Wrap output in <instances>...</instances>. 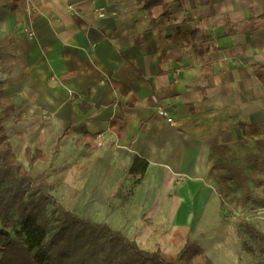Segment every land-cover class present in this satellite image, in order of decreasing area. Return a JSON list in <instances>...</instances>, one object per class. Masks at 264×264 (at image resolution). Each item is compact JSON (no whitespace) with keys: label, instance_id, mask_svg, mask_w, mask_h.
<instances>
[{"label":"crops","instance_id":"obj_1","mask_svg":"<svg viewBox=\"0 0 264 264\" xmlns=\"http://www.w3.org/2000/svg\"><path fill=\"white\" fill-rule=\"evenodd\" d=\"M152 1L0 0L12 146L38 176L67 156L87 218L118 193L133 218L221 221L216 148L264 137V0Z\"/></svg>","mask_w":264,"mask_h":264},{"label":"trees","instance_id":"obj_2","mask_svg":"<svg viewBox=\"0 0 264 264\" xmlns=\"http://www.w3.org/2000/svg\"><path fill=\"white\" fill-rule=\"evenodd\" d=\"M154 0L151 3H159ZM16 4L14 6V9ZM256 76L264 84V64H256ZM15 112V105L0 89V264H214L198 241L188 238L177 256H167L160 248L143 249L138 242L108 223L87 218L66 208L49 190L47 172L34 178L29 174L46 155L27 147L28 165L18 159L3 121ZM257 153L247 155L251 173L239 167L226 166L224 171H210L222 207L234 195L241 202L264 208V137L251 127ZM216 150L225 154L227 146ZM146 162L137 158L130 173L143 172ZM33 191L27 197V193ZM52 206L58 217L47 214ZM15 213L17 215H15ZM242 250L255 264H264V232L253 222L246 224ZM100 260V262H99Z\"/></svg>","mask_w":264,"mask_h":264},{"label":"rangeland","instance_id":"obj_3","mask_svg":"<svg viewBox=\"0 0 264 264\" xmlns=\"http://www.w3.org/2000/svg\"><path fill=\"white\" fill-rule=\"evenodd\" d=\"M6 125L7 122L4 120L3 126L13 143V134L8 126L6 128ZM251 138L243 139L219 158L215 157L216 170L224 171L226 166L239 167L243 172L250 174L247 155L259 153L254 139ZM16 154L18 159L27 165L22 154L17 151ZM55 156L59 157V164H53V167L46 171L50 192L66 208L86 216V209L90 204L84 202L83 196H79L78 187L76 188L77 193H72L74 187L71 186L69 179L67 156L60 157L58 152ZM29 174L35 178L39 177L37 172L31 168ZM33 193L29 191L27 197ZM117 194L112 195L105 204H91L90 208L93 207V212L89 214V218L106 222L113 229L122 231L127 237L137 241L141 248L150 251L160 248L167 256H177L187 239L192 238L198 239L200 244L207 248H205L206 254L214 264H255L252 258L242 250V242L243 238L247 237L245 229L248 222L255 223L264 232L263 207L241 202L239 196L234 195L231 202L222 207L223 220L220 221L218 217L210 215L206 220H189L185 225L175 228L168 223L167 219L152 218L149 215L142 216V214V218H133L129 209L127 210L125 198L118 197ZM54 213L56 220L58 213L52 206H48L47 214L54 216ZM221 222L222 225L224 224L223 229H220ZM216 252L220 256L225 252L227 258L218 259ZM121 260L120 258L114 259L113 263L116 264Z\"/></svg>","mask_w":264,"mask_h":264},{"label":"built area","instance_id":"obj_4","mask_svg":"<svg viewBox=\"0 0 264 264\" xmlns=\"http://www.w3.org/2000/svg\"><path fill=\"white\" fill-rule=\"evenodd\" d=\"M100 15L101 16H103L104 15V13H103V11H101L100 12ZM30 35H33V33L31 32L30 33ZM3 80V78H2V76H0V81H2ZM157 113L159 114V115H161V116H163V117H168V115H169V111L167 110V109H164V108H162V107H157ZM102 143H99V145H101Z\"/></svg>","mask_w":264,"mask_h":264},{"label":"bare ground","instance_id":"obj_5","mask_svg":"<svg viewBox=\"0 0 264 264\" xmlns=\"http://www.w3.org/2000/svg\"><path fill=\"white\" fill-rule=\"evenodd\" d=\"M6 128H7V125H6ZM214 253V252H213ZM217 253V252H216ZM218 259H221V260H225L227 257H226V254L225 252L221 253V256L217 253V256H216Z\"/></svg>","mask_w":264,"mask_h":264}]
</instances>
